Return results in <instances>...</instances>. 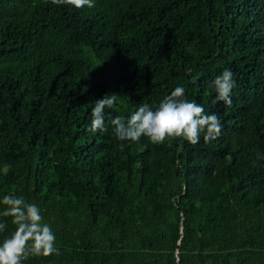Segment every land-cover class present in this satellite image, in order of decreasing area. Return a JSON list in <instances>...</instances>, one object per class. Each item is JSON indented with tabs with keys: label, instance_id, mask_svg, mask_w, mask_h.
Returning a JSON list of instances; mask_svg holds the SVG:
<instances>
[{
	"label": "trees",
	"instance_id": "1",
	"mask_svg": "<svg viewBox=\"0 0 264 264\" xmlns=\"http://www.w3.org/2000/svg\"><path fill=\"white\" fill-rule=\"evenodd\" d=\"M94 4L0 0V201L36 204L59 249L23 264H264V0ZM176 87L218 115L217 139L114 135L109 117ZM0 222L2 243L16 226Z\"/></svg>",
	"mask_w": 264,
	"mask_h": 264
},
{
	"label": "clouds",
	"instance_id": "2",
	"mask_svg": "<svg viewBox=\"0 0 264 264\" xmlns=\"http://www.w3.org/2000/svg\"><path fill=\"white\" fill-rule=\"evenodd\" d=\"M51 3L71 5L76 9L95 6L94 0H51ZM213 87L217 100L230 106L234 87L232 71L225 69L215 78ZM117 99V94H107L93 103L88 131L96 133L108 130L105 109L113 108ZM107 123L113 127L114 135L121 141L137 142L145 136L154 144L179 138L195 145L200 142L201 132H204V140L207 142L217 139L222 131L218 115L206 114L195 100L186 99L183 87H176L154 109L149 104H142L129 117H109ZM0 203L6 206L0 216L10 217L16 226L15 231L0 243V264H23L30 256L59 254L55 246V234L50 225L43 221L36 204L15 195H5ZM5 228L6 224L0 222V232Z\"/></svg>",
	"mask_w": 264,
	"mask_h": 264
}]
</instances>
